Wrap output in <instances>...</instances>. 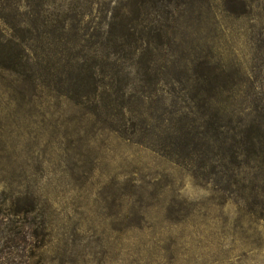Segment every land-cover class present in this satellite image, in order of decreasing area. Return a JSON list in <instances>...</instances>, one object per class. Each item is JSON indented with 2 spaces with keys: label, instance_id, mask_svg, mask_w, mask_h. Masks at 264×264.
I'll list each match as a JSON object with an SVG mask.
<instances>
[{
  "label": "rangeland",
  "instance_id": "rangeland-1",
  "mask_svg": "<svg viewBox=\"0 0 264 264\" xmlns=\"http://www.w3.org/2000/svg\"><path fill=\"white\" fill-rule=\"evenodd\" d=\"M99 1L108 6L94 7L95 21L101 11L112 20L129 0ZM187 7L193 11H176L158 55L164 92L141 102L144 84L130 64L124 120L117 108L80 103L61 86L30 87L0 70V202L19 209L28 193L47 208L50 231L36 264H264V182L239 190L244 196L225 193L134 134L157 98L172 105L167 81L181 69L222 66L239 81L235 108L264 106V0ZM230 7L248 13L237 17Z\"/></svg>",
  "mask_w": 264,
  "mask_h": 264
},
{
  "label": "trees",
  "instance_id": "trees-1",
  "mask_svg": "<svg viewBox=\"0 0 264 264\" xmlns=\"http://www.w3.org/2000/svg\"><path fill=\"white\" fill-rule=\"evenodd\" d=\"M196 1L129 0L112 20L101 11V20L95 21L94 7L108 3L0 0V70L30 87L40 82L61 86L80 103L117 108L124 120L126 101L133 98L130 82L124 84L130 64H136L144 84L141 102L164 92L159 87L166 79L158 55L170 39L176 13L192 10L187 6ZM230 12L237 17L248 13L242 7H230ZM1 24L10 26L14 36L9 37ZM180 73L175 79L167 77L175 95L172 105L166 106L163 95L154 101L156 109L140 116L142 124L134 131L141 134L138 142L158 146L172 163L197 167L207 184L244 196L239 190L264 182V106L251 109L239 102L235 108L242 92L239 81L222 66ZM254 170L258 175L252 178ZM27 195L18 197L19 209L5 207L6 199L0 202V264H36L37 251L44 248L51 223L47 208Z\"/></svg>",
  "mask_w": 264,
  "mask_h": 264
}]
</instances>
